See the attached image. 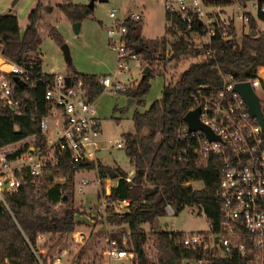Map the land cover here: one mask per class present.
<instances>
[{
    "label": "trees",
    "instance_id": "obj_1",
    "mask_svg": "<svg viewBox=\"0 0 264 264\" xmlns=\"http://www.w3.org/2000/svg\"><path fill=\"white\" fill-rule=\"evenodd\" d=\"M208 3L226 5L230 0H208ZM263 5L264 0H258V18L264 21ZM45 7L44 0L36 1L28 14L24 30L16 13H0V53L32 75L20 83L15 80V73H4L11 83L13 97L19 100V105L14 108L0 98V149L22 143L10 157L22 153L28 146V139L41 148L47 147L40 117L46 111L45 92L54 81L55 73L43 69L40 52L43 35L39 21ZM57 7L73 22L83 21L94 12V7L73 0H62ZM248 23L250 30L244 32L240 40L231 20L227 33L220 29L212 44L204 46L195 45L183 37L170 40L168 36L176 32L166 25L165 35L161 39L162 52L156 54L154 39L141 34L140 20L132 17L125 20L128 43L139 48V54L147 61L146 66L151 68L156 64L180 62L186 56L200 54L204 48L212 47L214 50L213 55L190 62L175 81L165 82L162 96L147 109L134 112L135 130L125 133L127 155L130 164L136 168L132 181L126 179V169L114 168L100 159L77 163V168H98L101 178L113 177L116 172V184L107 195L110 203L107 206V219L117 229L125 225L130 230L128 243L137 253L133 264H148L143 248L147 240L142 227L144 223L152 225L150 237L158 244L161 264H184V258L196 255L193 250L175 242L177 231L155 226L166 213L168 202L175 207L176 213L187 205L203 207L213 229L219 231L221 228L224 216L217 196L219 166L215 162L201 166L191 157L180 160L178 154L187 142L179 138V130L186 126L184 115L195 103L198 85L219 82L218 65L237 78L253 77L258 68L264 65V31L258 28L257 19L251 13ZM179 27L184 29L182 25ZM252 31L255 33L252 34ZM49 35L61 46L65 44L61 31L52 22L49 24ZM167 44L170 45L168 50ZM65 57L73 82L81 81L88 97L96 99L103 92L99 75L79 71L72 58ZM154 74L151 69L126 93L136 102H143ZM70 155V150L65 149L54 164H47L50 184L43 183L41 179L36 183H23L17 190L7 191L5 201L0 199V264H51L48 253L37 248L39 233H50V239L69 235L80 226L82 221L77 218V213L83 211L73 202L75 168L72 167ZM66 173L71 174L65 180H54L55 176ZM188 181H201L203 184L194 187ZM125 199L129 200L128 209L117 210L115 204ZM113 236L119 241L122 239L121 231L114 232ZM84 252V249L79 252L75 264H80ZM215 264H243V261L235 255L216 260Z\"/></svg>",
    "mask_w": 264,
    "mask_h": 264
},
{
    "label": "built area",
    "instance_id": "obj_2",
    "mask_svg": "<svg viewBox=\"0 0 264 264\" xmlns=\"http://www.w3.org/2000/svg\"><path fill=\"white\" fill-rule=\"evenodd\" d=\"M167 26L176 34L169 36L173 40L185 38L195 45H211L214 37L222 29L225 33L231 20H228L220 8L209 4L208 0H165ZM264 11V5L261 7ZM168 14V16H167ZM250 14V13H249ZM249 14L239 15L249 21ZM115 18L108 25L109 45L116 52L115 71L98 77L103 85V92L118 95L133 88L129 82H123L120 75L130 71V62L139 60L141 55L136 46L129 44L126 38L128 17L140 19L141 15L128 12L122 18L110 12ZM182 25V27H179ZM212 47L199 54L206 58L213 55ZM0 98L12 107L19 105L13 97L10 81L4 73L19 74L24 80L31 78V73L21 65L7 59L0 53ZM218 83H200L196 92L193 108L200 106V119L208 125L219 138L210 139L203 130H189L188 125L179 130V138L187 145L180 150L178 158H193L201 166L215 162L219 166V186L217 196L221 201L224 216L219 231H177L175 242L193 250L196 255L183 259L184 264H215L216 260L240 256L243 264H264V65L249 78H237L232 72L224 71L219 65ZM70 74L55 73L54 81L46 88V111L40 117V125L47 139V147L41 148L32 140H26L27 148L15 157L10 153L0 152V199L5 201V193L17 190L23 183H36L43 175L48 163L55 160L69 149L75 175L96 171L98 168H77L78 162L98 160V152L105 148L99 136L101 122L97 115L96 99H90L82 82H70ZM129 79V78H128ZM250 82L261 103L263 123L259 117L251 114L249 105L239 91L238 82ZM138 83V82H137ZM137 85V84H136ZM261 92H259V91ZM102 92V93H103ZM115 147L126 148V140L117 139ZM136 168L127 170L126 179L132 181ZM100 188L95 205L97 216L105 225L104 246L100 251V264H133L137 253L130 248L128 240L130 230L108 228L109 203L106 186L101 177L97 179ZM89 178L76 177L74 190L85 192ZM193 185L194 181H188ZM129 200L118 202L117 210H127ZM113 204V203H112ZM166 210L175 213V207L168 202ZM121 231L122 239L113 236ZM147 240L143 248L148 264H161L159 247L150 237V230H145ZM46 233H39L38 242ZM87 232L76 229L71 233L73 243L85 240ZM174 234L170 237L173 238ZM121 242V244H120ZM68 248H63L53 257L51 264H64ZM44 264V263H42Z\"/></svg>",
    "mask_w": 264,
    "mask_h": 264
},
{
    "label": "rangeland",
    "instance_id": "obj_3",
    "mask_svg": "<svg viewBox=\"0 0 264 264\" xmlns=\"http://www.w3.org/2000/svg\"><path fill=\"white\" fill-rule=\"evenodd\" d=\"M37 0H0V13H16L19 16L22 30L25 29L28 22V14L35 6ZM62 0H44L46 7L42 12L39 21V29L43 35L41 48L43 51V68L46 71H55L57 73L66 74L69 71L66 57L59 44L49 35V24L52 22L58 26L70 50L75 67L89 73H97L100 75L111 74L115 71L116 52L110 47V37L107 27L115 18L110 16V12L115 10L116 16L122 18L128 13V10L144 9V20L142 23L143 34L147 37H153L154 49L156 54L162 52V37L165 35L166 11L165 0H95L94 14L87 18L81 28L82 35L75 33L73 25H69L65 20L64 13L61 12L57 18L56 9L53 7ZM90 2L91 0H75ZM216 8L222 10L223 15L228 20H233L236 36L241 39L242 34L250 30L249 23L239 15L246 16L251 13L257 19L258 28L264 31V21L258 18V0H230L226 5H215ZM135 12V11H134ZM142 18V17H141ZM143 19V18H142ZM141 19V20H142ZM102 22H101V21ZM260 20V22H259ZM144 24V25H143ZM170 40H173L168 36ZM170 45L167 44V50ZM203 59L199 54H192L184 57L180 62L172 61L167 65L156 64L152 67L155 73L150 78V89L143 102H132L127 106L128 98L126 92L118 95H112L108 92L101 93L96 98L97 115L101 122L100 140L103 146L98 154L104 164H109L114 168L128 169L130 166L129 157L126 148L115 147L117 139L123 140L125 133L133 132L135 111H144L154 100L162 96V89L165 82L175 81L181 74L182 70L189 65L190 62ZM147 61L141 55L139 60L130 62V71L121 74L120 78L123 82H129L133 87L142 78ZM129 78V79H128ZM259 91V90H258ZM260 92V91H259ZM261 93V92H260ZM146 131V129H145ZM22 143L12 144L1 149V153H10L21 147ZM71 173L59 174L54 180H65ZM85 176L90 182L85 188V192L76 193L74 190L73 202L75 206L80 207L83 213H77V218L82 221L78 229L87 232L85 240L81 243H73L71 234L64 236H54L49 239L50 235L38 242L37 248L43 252H47L49 259L52 260L63 248H68L69 252L65 257L64 264H75L79 252L84 249L80 264H100V254L104 246L103 235L106 225L97 216L95 205L97 203L96 192L99 188L98 174L96 171L83 172L78 175L73 174L74 183L76 177ZM41 181L50 184V170L45 169L41 176ZM110 180L106 184L109 185ZM194 187H201L202 182L193 183ZM58 206V208H60ZM108 228L115 227L108 223ZM155 226L164 230H180V231H207L211 229V220L207 217L205 210L200 206H185L179 213H166L162 215ZM144 230H150L152 225L144 223ZM119 229H126L125 225ZM45 246V247H44Z\"/></svg>",
    "mask_w": 264,
    "mask_h": 264
},
{
    "label": "water",
    "instance_id": "obj_4",
    "mask_svg": "<svg viewBox=\"0 0 264 264\" xmlns=\"http://www.w3.org/2000/svg\"><path fill=\"white\" fill-rule=\"evenodd\" d=\"M17 1L18 0H14V2H17ZM94 4H95V0H91L88 3V5L90 7H94ZM80 25H81V21H74L73 22V29L76 33L80 32ZM251 33L254 34L255 31H252ZM238 46H239V43H238ZM61 48H62L65 56H70V50H69V47L66 43L63 44L61 46ZM151 69L152 68L150 66H146L144 69L142 77H145V75L147 73H149L151 71ZM14 78H15V80H17L20 83L24 82V79L19 74H15ZM70 80H71V75H67L66 81L70 82ZM235 89L237 91H239L241 93V95L244 97V99L247 101L251 114L259 117L260 122L263 123V113H262V109H261V103H260L259 97L256 94L251 83L248 81L247 82H238L235 85ZM134 101H135L134 97H129L128 102H127V106H130L132 104V102H134ZM200 112H201V107L197 106L193 109L188 110L186 112V114L184 115V119L188 125L189 130H203L206 132V134L209 136L210 139L219 138V136L216 135L214 133V131L208 125H206L205 123H203L201 121ZM116 175H117L116 172H114L113 176L116 177Z\"/></svg>",
    "mask_w": 264,
    "mask_h": 264
},
{
    "label": "crops",
    "instance_id": "obj_5",
    "mask_svg": "<svg viewBox=\"0 0 264 264\" xmlns=\"http://www.w3.org/2000/svg\"><path fill=\"white\" fill-rule=\"evenodd\" d=\"M74 2H76V3H84V4H88V2H85V1H75V0H73ZM58 4V3H57ZM57 4H56V6H54L53 8L54 9H56V14H57V18H58V16H60V13L62 12L58 7H57ZM212 5H215V4H212ZM61 11V12H60ZM135 11V13L136 14H140L141 15V17L143 18H140L139 20H140V23H141V34H142V36H144V37H146V38H148V39H155V38H153V37H147L146 35H144L142 32V30H143V27H142V23H143V20H144V9H142V8H140V9H138V10H134ZM133 11V7L131 8V10H128V12H134ZM93 14H94V12H93ZM92 14V15H93ZM91 15V16H92ZM65 16V15H64ZM65 21L69 24V25H71V27H72V25H73V21H71L70 19H68V17H66L65 16ZM135 19V18H134ZM142 19V20H141ZM261 20V19H260ZM260 20H259V22H260ZM87 21V18L86 19H84L83 21H81V25H80V32L79 33H77L78 35H82V32H81V28L83 27V25H84V23ZM101 21V20H100ZM102 22V21H101ZM28 23V22H27ZM112 23V21L110 22V24ZM166 24H167V20H166ZM27 25V24H26ZM56 25V24H55ZM144 25V24H143ZM57 26V25H56ZM58 27V26H57ZM166 27V26H165ZM76 33V32H75ZM42 44V43H41ZM137 48V47H136ZM62 49V48H61ZM138 49V48H137ZM40 52L42 53V57H43V51H42V48H41V45H40ZM43 61H44V59H43ZM44 69V68H43ZM77 69L79 70V71H81V72H86V73H89V72H87V71H82L80 68H78L77 67ZM45 70V69H44ZM46 71V70H45ZM48 72H51L50 70L48 71ZM53 73H57V72H55V71H53ZM71 73V71H70V69H69V71L66 73V74H70ZM99 76H102V75H100V74H98ZM19 143V142H18ZM16 144V143H15ZM1 149H3V148H1ZM1 149H0V151H1ZM99 159H102L101 158V156H99ZM105 163V162H104ZM132 167V165L130 164V166L128 167V169L129 168H131ZM128 169H126V170H128ZM91 172V171H90ZM99 177V176H98ZM102 179V182L104 183V185L106 186V188H107V191H109V192H111V188H112V186L113 185H115L116 184V179H115V177L113 176V177H105V178H101ZM107 180H110V183H109V185L107 186V184H106V182H107ZM98 181V180H97ZM196 182H199V181H196ZM201 182V181H200ZM203 184V183H202ZM98 185H99V188H100V183H99V181H98ZM99 188H98V190H99ZM98 190H97V192H96V195H97V193H98ZM47 235H50V233H46ZM50 237V236H49Z\"/></svg>",
    "mask_w": 264,
    "mask_h": 264
}]
</instances>
